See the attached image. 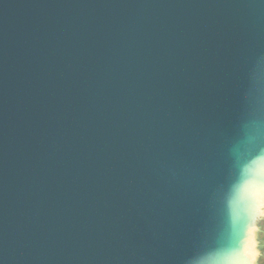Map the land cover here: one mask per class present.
Listing matches in <instances>:
<instances>
[{"label":"water","instance_id":"95a60500","mask_svg":"<svg viewBox=\"0 0 264 264\" xmlns=\"http://www.w3.org/2000/svg\"><path fill=\"white\" fill-rule=\"evenodd\" d=\"M263 218L264 0H0V264H256Z\"/></svg>","mask_w":264,"mask_h":264},{"label":"rangeland","instance_id":"374dc122","mask_svg":"<svg viewBox=\"0 0 264 264\" xmlns=\"http://www.w3.org/2000/svg\"><path fill=\"white\" fill-rule=\"evenodd\" d=\"M259 230L257 231L256 238L258 241V249L260 251V256L256 264H264V218L258 222ZM257 249L255 248V253Z\"/></svg>","mask_w":264,"mask_h":264},{"label":"bare ground","instance_id":"6f19581e","mask_svg":"<svg viewBox=\"0 0 264 264\" xmlns=\"http://www.w3.org/2000/svg\"><path fill=\"white\" fill-rule=\"evenodd\" d=\"M253 254H255V250H254Z\"/></svg>","mask_w":264,"mask_h":264}]
</instances>
